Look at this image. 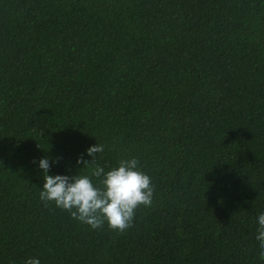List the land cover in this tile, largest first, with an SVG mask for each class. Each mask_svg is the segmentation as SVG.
I'll return each instance as SVG.
<instances>
[{"label": "trees", "instance_id": "obj_1", "mask_svg": "<svg viewBox=\"0 0 264 264\" xmlns=\"http://www.w3.org/2000/svg\"><path fill=\"white\" fill-rule=\"evenodd\" d=\"M97 143L154 186L122 234L39 198ZM261 213L264 0H0V264H264Z\"/></svg>", "mask_w": 264, "mask_h": 264}, {"label": "clouds", "instance_id": "obj_2", "mask_svg": "<svg viewBox=\"0 0 264 264\" xmlns=\"http://www.w3.org/2000/svg\"><path fill=\"white\" fill-rule=\"evenodd\" d=\"M104 151V145L96 144L86 150L91 161L77 160V164L91 167L90 174L49 175L50 158L39 160L43 170V186L39 198L48 206L50 203L70 213L71 217L89 225L92 229L107 227L117 233H124L133 226L137 210L150 207L153 202L154 186L151 178L138 167L137 158L121 159L118 166L108 170L96 163L97 154ZM56 158L52 163H58ZM95 177L97 183H93ZM256 240L259 242V259L264 261V213L258 218ZM26 264H40L38 258H29Z\"/></svg>", "mask_w": 264, "mask_h": 264}]
</instances>
